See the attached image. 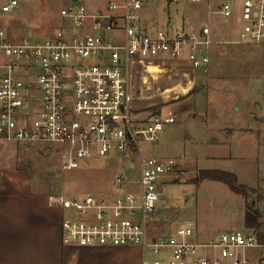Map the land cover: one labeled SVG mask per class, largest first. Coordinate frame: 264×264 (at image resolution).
Instances as JSON below:
<instances>
[{
	"label": "built area",
	"instance_id": "built-area-1",
	"mask_svg": "<svg viewBox=\"0 0 264 264\" xmlns=\"http://www.w3.org/2000/svg\"><path fill=\"white\" fill-rule=\"evenodd\" d=\"M153 1L62 0L58 25L42 36L15 39L0 28V141L39 145L59 155L62 171L95 158L141 152V141H156L176 115L132 112L131 59L186 57L192 67L203 68L214 39L207 24L158 26L146 12ZM19 6L18 0H6L0 11L9 14ZM214 12L230 16V3L223 1ZM239 16L236 42L264 44V0H241ZM170 176L179 177L174 160L147 157L140 160L136 180L118 174L112 181L115 191L127 182L137 184L136 191L49 194L48 202L64 211L61 243L136 246L139 264H264V243L253 230L199 239L194 222L187 221L173 231L150 233L159 185Z\"/></svg>",
	"mask_w": 264,
	"mask_h": 264
},
{
	"label": "rangeland",
	"instance_id": "rangeland-1",
	"mask_svg": "<svg viewBox=\"0 0 264 264\" xmlns=\"http://www.w3.org/2000/svg\"><path fill=\"white\" fill-rule=\"evenodd\" d=\"M5 1L0 0V7ZM18 1L20 6L13 12L0 11V28L8 35L15 39L24 34L42 36L58 25L62 0ZM223 1L231 6L228 17L214 12ZM240 3L155 0L146 9L161 27L170 21L173 27L194 29L207 24L214 39L203 68L192 67L186 57L131 59L128 95L132 112L141 117L159 109L176 115V121L165 125L156 141H141V152L91 159L65 171L59 167V155L52 152L44 156L39 145L0 141V189L8 184L12 191H36L41 196L132 192L137 184L130 182L115 191V176L123 174L136 180L141 158L171 159L176 162L179 177L161 181L160 205L148 226L150 233L173 231L187 221L194 222L199 239L231 229L251 232L253 219L246 203H253V208L261 206L260 221L264 218V44L236 42L241 25ZM224 127H253L258 133V147L253 142L256 137L252 141L242 134L225 136ZM210 138L215 142H209ZM224 155L230 158L222 159ZM201 169L233 172L237 183L247 187V197L220 181H194ZM159 220L163 225L155 223ZM135 252L131 247L114 248L112 252L82 257L83 264H130Z\"/></svg>",
	"mask_w": 264,
	"mask_h": 264
},
{
	"label": "crops",
	"instance_id": "crops-1",
	"mask_svg": "<svg viewBox=\"0 0 264 264\" xmlns=\"http://www.w3.org/2000/svg\"><path fill=\"white\" fill-rule=\"evenodd\" d=\"M192 77L194 78L193 75ZM222 130L225 136L242 134L249 136L250 140L256 137L252 141L256 148L259 145L258 133L256 130L253 131V127H224ZM208 141L213 143L215 139L210 138ZM224 143H227L226 139ZM221 158L226 159L230 156L224 155ZM6 186L9 187L8 184ZM7 187L0 189V264H83L82 257L89 254L112 252L114 248L127 247L136 251L135 258L127 261L130 264L140 263L142 254L136 246L108 248L64 246L60 240L61 209L58 205L48 202L49 194L41 196L36 191L20 193ZM247 213L253 219L251 225L253 229L254 216L250 211ZM155 223L163 225L162 220ZM119 254L117 252V255Z\"/></svg>",
	"mask_w": 264,
	"mask_h": 264
},
{
	"label": "trees",
	"instance_id": "trees-1",
	"mask_svg": "<svg viewBox=\"0 0 264 264\" xmlns=\"http://www.w3.org/2000/svg\"><path fill=\"white\" fill-rule=\"evenodd\" d=\"M203 179L220 181L226 184L234 193L239 194L244 198L247 197V187L237 183V177L233 172L219 169H201L198 171L194 181L197 182ZM246 208L250 210L254 216L253 232L256 235L257 241L259 243H264V218L260 221L262 213L259 210V206L253 208V203H246Z\"/></svg>",
	"mask_w": 264,
	"mask_h": 264
},
{
	"label": "water",
	"instance_id": "water-1",
	"mask_svg": "<svg viewBox=\"0 0 264 264\" xmlns=\"http://www.w3.org/2000/svg\"><path fill=\"white\" fill-rule=\"evenodd\" d=\"M159 113H160V110L159 109H156L155 111H152L150 113V115H158ZM48 153H49V151L46 150V151L43 152V155L46 156ZM259 210H261V206H259Z\"/></svg>",
	"mask_w": 264,
	"mask_h": 264
},
{
	"label": "flooded vegetation",
	"instance_id": "flooded-vegetation-1",
	"mask_svg": "<svg viewBox=\"0 0 264 264\" xmlns=\"http://www.w3.org/2000/svg\"><path fill=\"white\" fill-rule=\"evenodd\" d=\"M150 114V113H149Z\"/></svg>",
	"mask_w": 264,
	"mask_h": 264
}]
</instances>
